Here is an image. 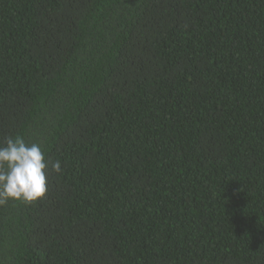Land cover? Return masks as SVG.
<instances>
[{
  "label": "trees",
  "instance_id": "obj_1",
  "mask_svg": "<svg viewBox=\"0 0 264 264\" xmlns=\"http://www.w3.org/2000/svg\"><path fill=\"white\" fill-rule=\"evenodd\" d=\"M47 191L0 264H264V0H0V144Z\"/></svg>",
  "mask_w": 264,
  "mask_h": 264
},
{
  "label": "clouds",
  "instance_id": "obj_2",
  "mask_svg": "<svg viewBox=\"0 0 264 264\" xmlns=\"http://www.w3.org/2000/svg\"><path fill=\"white\" fill-rule=\"evenodd\" d=\"M62 172L61 161L48 162L39 144L9 136L0 144V205L9 200L31 203L47 191V172Z\"/></svg>",
  "mask_w": 264,
  "mask_h": 264
}]
</instances>
